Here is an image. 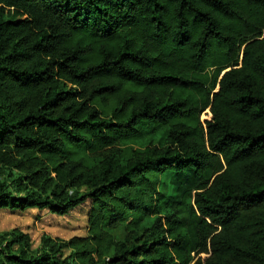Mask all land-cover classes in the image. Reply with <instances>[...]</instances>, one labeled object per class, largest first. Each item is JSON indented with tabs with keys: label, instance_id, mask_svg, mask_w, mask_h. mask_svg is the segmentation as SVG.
Here are the masks:
<instances>
[{
	"label": "trees",
	"instance_id": "trees-1",
	"mask_svg": "<svg viewBox=\"0 0 264 264\" xmlns=\"http://www.w3.org/2000/svg\"><path fill=\"white\" fill-rule=\"evenodd\" d=\"M86 202L0 264H264V0H0V210Z\"/></svg>",
	"mask_w": 264,
	"mask_h": 264
},
{
	"label": "rangeland",
	"instance_id": "rangeland-1",
	"mask_svg": "<svg viewBox=\"0 0 264 264\" xmlns=\"http://www.w3.org/2000/svg\"><path fill=\"white\" fill-rule=\"evenodd\" d=\"M201 118L203 119V115ZM188 176L186 174L181 177L176 172L165 173L161 177L159 192L165 197L178 198L189 186L185 182ZM88 209L89 202H86L62 217L51 215L45 210L30 209L24 212L0 210V233L18 229L30 236L32 249L38 246L43 234L61 240L84 236L87 230Z\"/></svg>",
	"mask_w": 264,
	"mask_h": 264
}]
</instances>
